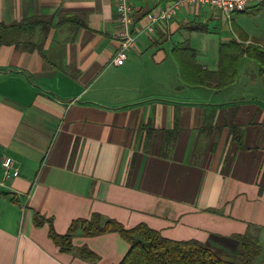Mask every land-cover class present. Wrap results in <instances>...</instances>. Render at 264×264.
<instances>
[{
	"label": "crops",
	"instance_id": "crops-1",
	"mask_svg": "<svg viewBox=\"0 0 264 264\" xmlns=\"http://www.w3.org/2000/svg\"><path fill=\"white\" fill-rule=\"evenodd\" d=\"M115 1L0 0V22L53 15L42 52L0 46V264H118L129 248L115 231H77L73 249L97 256L79 258L53 243L48 222L34 224L36 212L60 234L93 213L125 228L144 223L225 260L240 235L264 245L261 65L243 55L235 82L220 89L183 83L174 44L197 39L196 61L215 70L218 43L232 38L221 36L207 60L215 33H177L200 16L196 6L146 33L171 0H131L136 43L116 65Z\"/></svg>",
	"mask_w": 264,
	"mask_h": 264
},
{
	"label": "trees",
	"instance_id": "trees-1",
	"mask_svg": "<svg viewBox=\"0 0 264 264\" xmlns=\"http://www.w3.org/2000/svg\"><path fill=\"white\" fill-rule=\"evenodd\" d=\"M262 10H264V0L246 8L241 13L256 14ZM76 20H78L77 25L86 26L82 20ZM52 26L53 15L45 14L25 17L9 23L0 22V46L14 45L17 48L42 52L43 42ZM182 27L190 31L208 32L207 25L196 20L189 21ZM238 38L240 41L230 39L218 43V65L215 70L207 69L196 61V51L187 39L174 44L171 55L177 64L183 83L191 86H210L216 89L231 85L236 80L239 62L243 55L257 60L264 73V46L254 39L250 41L252 43H246L249 39L248 34L240 30ZM231 130L234 138L240 142L238 127L232 125ZM33 222L37 226L48 222V237L60 250H75L79 258L87 260L96 259L97 256L84 246L73 249L72 238L77 231L84 236L117 232L129 244L127 252L118 264H264V259L260 263L255 261L261 254L262 248L258 239L249 234L238 237L234 259L225 260L196 239L166 238L144 223L125 228L114 219L102 221L97 213H93L88 219L72 220L66 232L62 234L54 230L51 219H46L37 212L34 213Z\"/></svg>",
	"mask_w": 264,
	"mask_h": 264
},
{
	"label": "built area",
	"instance_id": "built-area-1",
	"mask_svg": "<svg viewBox=\"0 0 264 264\" xmlns=\"http://www.w3.org/2000/svg\"><path fill=\"white\" fill-rule=\"evenodd\" d=\"M260 1L262 0H171L159 8L158 11L151 13L144 30L146 33H153L157 24L172 19L180 8L187 6L198 7L200 9L198 13H201L204 7H208L215 11L224 24L232 28L234 13L242 12L252 6L254 2L256 4ZM115 11L118 22L115 36L119 46L112 58V62L116 65H121L127 58V51L134 47L137 37L136 33L138 32L133 31L134 14L131 0H116ZM231 34L232 39L238 40L235 33ZM2 165L6 168L5 175L7 176V169L11 166V159L8 157L4 158Z\"/></svg>",
	"mask_w": 264,
	"mask_h": 264
},
{
	"label": "rangeland",
	"instance_id": "rangeland-1",
	"mask_svg": "<svg viewBox=\"0 0 264 264\" xmlns=\"http://www.w3.org/2000/svg\"><path fill=\"white\" fill-rule=\"evenodd\" d=\"M255 5V2L252 4V6ZM190 21L196 20L199 23L206 24L208 27V32H199V31H190L187 28H182L180 32L177 33H199L198 36L206 35L208 33H215L214 37L216 38H208L210 40V44H212L213 47V41H214V49L208 53L207 60L214 58L216 59V41L220 39L223 35H230L232 37L231 33H236L238 35L239 30L245 32L246 34H251L254 36V40H256L260 45L264 46V10L250 14V13H234L233 15V21H232V28H229L226 24H224L219 16L215 13L214 10L204 7L201 10L200 16L191 15L189 17ZM188 23V22H187ZM186 39L189 41L190 45L196 46L198 43L197 39H190V37H186ZM247 43V42H246ZM245 43V44H246ZM252 43V42H250ZM192 46V47H193ZM193 47V48H194ZM245 66L241 65V77L244 75V68ZM262 251L261 254L255 259L257 263H260L262 259H264V245H261Z\"/></svg>",
	"mask_w": 264,
	"mask_h": 264
}]
</instances>
